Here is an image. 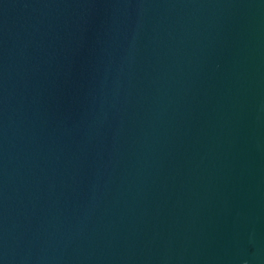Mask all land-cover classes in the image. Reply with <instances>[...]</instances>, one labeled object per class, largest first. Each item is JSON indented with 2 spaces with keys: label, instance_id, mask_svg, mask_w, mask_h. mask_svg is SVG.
<instances>
[{
  "label": "water",
  "instance_id": "obj_1",
  "mask_svg": "<svg viewBox=\"0 0 264 264\" xmlns=\"http://www.w3.org/2000/svg\"><path fill=\"white\" fill-rule=\"evenodd\" d=\"M0 264H264V0H0Z\"/></svg>",
  "mask_w": 264,
  "mask_h": 264
}]
</instances>
